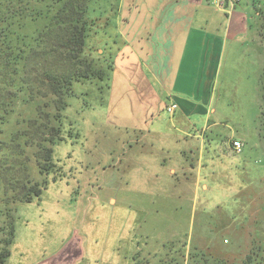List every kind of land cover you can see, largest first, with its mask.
I'll use <instances>...</instances> for the list:
<instances>
[{
	"label": "rangeland",
	"instance_id": "1",
	"mask_svg": "<svg viewBox=\"0 0 264 264\" xmlns=\"http://www.w3.org/2000/svg\"><path fill=\"white\" fill-rule=\"evenodd\" d=\"M161 1L91 2L96 11L86 52L106 70L105 78L72 86L63 139L53 146V165L41 176L46 184L39 197L14 200L3 185L9 186L11 177L0 171V239L11 230L15 235L3 264H35L78 236L84 255L74 264H264V0L239 1L251 17L235 62L241 86L217 93L219 113L207 120L197 115L192 149L176 141L174 147L185 154L164 157L174 161L168 171L142 172L129 165L147 161L143 134L149 129L117 124L126 115L134 120L124 108L130 104L121 77L137 62L131 22L151 19ZM131 86L133 92L139 88ZM116 104L123 111H116ZM22 110L24 116L34 108ZM164 114L169 115L166 109ZM11 128L8 124L0 134L5 164L12 156ZM238 139L239 152L232 144ZM165 146L173 149L166 140L160 151ZM16 174L22 175L11 172Z\"/></svg>",
	"mask_w": 264,
	"mask_h": 264
},
{
	"label": "crops",
	"instance_id": "2",
	"mask_svg": "<svg viewBox=\"0 0 264 264\" xmlns=\"http://www.w3.org/2000/svg\"><path fill=\"white\" fill-rule=\"evenodd\" d=\"M172 1L169 5L166 0L161 1L162 5L152 12L151 19L131 22L132 43L138 49L137 62L133 60L132 69L127 68L121 77L125 79L130 104L124 108L131 109L134 120L126 115V119L120 118L117 124L149 129L143 134L149 142V148H143L149 155H142L147 161L129 165L128 160L127 164L142 172L146 167L147 170L153 168L154 172L168 171L174 161H163L164 157L173 159L185 154L181 147H174V143L184 140L192 149L193 125H197L198 116L207 120L211 114L219 113V102L215 104L217 93L228 94L242 84L237 81L240 70L235 62L250 25L248 7L240 2L221 9L206 0ZM245 83L248 91L251 80L246 77ZM132 84L139 86L137 91L130 90ZM143 91L144 97H138ZM170 104H176V108L172 114L164 116L163 111ZM115 109L123 111V105L119 108L116 104ZM140 124L147 126H136ZM163 126L167 127L165 134L159 130ZM166 140L173 149L165 146L162 155L160 148ZM79 237L35 264H74L84 255Z\"/></svg>",
	"mask_w": 264,
	"mask_h": 264
},
{
	"label": "trees",
	"instance_id": "3",
	"mask_svg": "<svg viewBox=\"0 0 264 264\" xmlns=\"http://www.w3.org/2000/svg\"><path fill=\"white\" fill-rule=\"evenodd\" d=\"M92 1L0 0V134L8 124L12 127V156L5 164L1 155L0 171L11 177V186L3 185L14 192V200L29 202L45 188L41 176L51 170L53 146L63 139L64 110L74 83L105 78L106 70L86 52L96 11ZM29 105L33 114L23 116L22 107ZM18 171L22 175L12 177ZM12 231L0 239V264L10 256Z\"/></svg>",
	"mask_w": 264,
	"mask_h": 264
},
{
	"label": "built area",
	"instance_id": "4",
	"mask_svg": "<svg viewBox=\"0 0 264 264\" xmlns=\"http://www.w3.org/2000/svg\"><path fill=\"white\" fill-rule=\"evenodd\" d=\"M239 1L240 0H210L211 4L221 9H227L230 6H233L234 4L238 3ZM175 108H176V104H170L169 106L166 107V111L169 114H172ZM232 144H233V148L237 152H239L243 146L240 140H235Z\"/></svg>",
	"mask_w": 264,
	"mask_h": 264
}]
</instances>
